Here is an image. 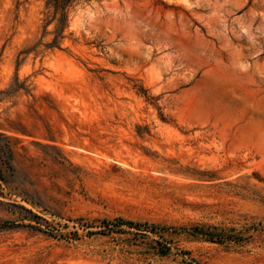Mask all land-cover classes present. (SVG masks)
<instances>
[{
	"label": "rangeland",
	"instance_id": "rangeland-1",
	"mask_svg": "<svg viewBox=\"0 0 264 264\" xmlns=\"http://www.w3.org/2000/svg\"><path fill=\"white\" fill-rule=\"evenodd\" d=\"M52 13L0 0V264H264V0Z\"/></svg>",
	"mask_w": 264,
	"mask_h": 264
},
{
	"label": "trees",
	"instance_id": "trees-1",
	"mask_svg": "<svg viewBox=\"0 0 264 264\" xmlns=\"http://www.w3.org/2000/svg\"><path fill=\"white\" fill-rule=\"evenodd\" d=\"M89 0H44L45 8L48 11H52V16L48 23H51L53 21H56V29L57 32L54 38V43L57 42V39L59 38V34L62 33L64 28L66 27V20L68 12L71 8H73L75 5L87 2ZM62 38V36H60ZM78 221H81V218L78 219ZM103 225L106 227H110L111 224L115 225H122L126 224L129 226H136L141 225L139 222H133L131 220H126L124 218L118 217L115 219V221L102 219L101 221ZM3 224L7 223L6 221L2 222ZM145 226L149 227L150 231L154 233H159L156 229L161 228L163 231L167 230L166 227H158L154 224H148L147 222H144ZM84 226L85 224H81ZM85 227V226H84ZM184 232H186L188 235L196 238H202L211 242H223L225 239L233 240L230 236L225 234L222 229H219L216 226H203V225H192V226H182L180 227ZM160 235V234H158ZM164 248L161 250V254H166L170 247L163 245Z\"/></svg>",
	"mask_w": 264,
	"mask_h": 264
},
{
	"label": "bare ground",
	"instance_id": "bare-ground-1",
	"mask_svg": "<svg viewBox=\"0 0 264 264\" xmlns=\"http://www.w3.org/2000/svg\"><path fill=\"white\" fill-rule=\"evenodd\" d=\"M192 101V100H191Z\"/></svg>",
	"mask_w": 264,
	"mask_h": 264
}]
</instances>
